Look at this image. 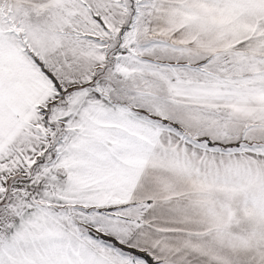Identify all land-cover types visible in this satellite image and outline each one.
<instances>
[{
  "label": "snow or ice",
  "instance_id": "6c2138e0",
  "mask_svg": "<svg viewBox=\"0 0 264 264\" xmlns=\"http://www.w3.org/2000/svg\"><path fill=\"white\" fill-rule=\"evenodd\" d=\"M0 264H264V0H0Z\"/></svg>",
  "mask_w": 264,
  "mask_h": 264
}]
</instances>
